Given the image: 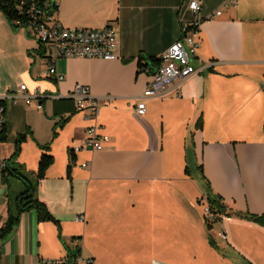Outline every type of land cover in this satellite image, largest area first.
<instances>
[{
	"label": "crops",
	"instance_id": "crops-1",
	"mask_svg": "<svg viewBox=\"0 0 264 264\" xmlns=\"http://www.w3.org/2000/svg\"><path fill=\"white\" fill-rule=\"evenodd\" d=\"M189 1L59 0L55 19L64 28L111 23L118 35L114 60L60 59L59 83L44 77L47 63L29 31L13 27L0 13V96L21 84L28 93L60 96L39 109L22 101L7 106L0 160L12 156L18 135L25 134L15 161L35 172L39 146L49 145L53 163L36 195L60 230L39 222L34 211L22 213L0 241V264L59 259L73 240L94 264H264V227L222 216L208 230L202 186L207 182L232 211L264 216V0L228 6L199 0L203 21L196 36L198 60L191 64L211 68L161 98L140 97L152 69L139 68V58L158 60L179 38L180 25L194 17ZM75 85L102 100L96 124L109 140L100 151L73 152L68 179L70 150L84 146L85 129L92 125L69 97ZM140 99L143 115L135 112ZM198 118L201 129L195 128ZM188 146L202 174H185ZM9 184L0 180V227L8 197L21 188L15 179ZM79 215L83 223L76 221Z\"/></svg>",
	"mask_w": 264,
	"mask_h": 264
},
{
	"label": "built area",
	"instance_id": "built-area-1",
	"mask_svg": "<svg viewBox=\"0 0 264 264\" xmlns=\"http://www.w3.org/2000/svg\"><path fill=\"white\" fill-rule=\"evenodd\" d=\"M55 6H59V0L52 1ZM237 0H223V5H234ZM201 9L199 0H190L187 4V10L194 17L190 22H184L180 25V36L172 44H170L160 54L158 65L151 71L150 79L142 92L141 98H161L165 96L173 87L178 90L181 83L190 77L197 75L204 68L210 69L211 63H202L199 67L191 64V60L197 59L196 50L198 41L199 24L203 18L199 16ZM219 11L214 15H219ZM54 12L45 14L43 11L36 10L34 6L28 11V22L24 26H20L18 21L13 24L25 28L29 31L31 37L38 44V51L43 58L47 67L43 72L44 77L59 83L63 80V76L57 70V62L60 59H104L114 60L118 58V35L116 29L111 23H107L98 29L89 28H64L55 19ZM209 16L207 20L211 19ZM12 24V26H14ZM204 64V65H203ZM142 69V68H141ZM148 72L149 69H142ZM24 84L18 86L14 91H8L0 96V132L6 122V109L8 104H16L22 101L25 105L35 104L36 108H41L44 100L51 98L57 99L60 96H46L39 90L31 93L25 92ZM74 108L80 112H86L87 119L92 122L85 129L84 146L76 147L72 151L77 152L82 149L94 152L103 149L104 144L109 138L99 132V126L96 119L100 111L102 100L91 96L88 87L75 85L70 94ZM145 111V103L142 99L135 103V112L143 115ZM4 160H0V168L4 166ZM82 168H87V164H82ZM203 216L205 223L212 222L214 217L208 210L205 201L203 208ZM76 221L83 223L84 216L79 215ZM222 239L226 236L224 233L219 234ZM36 264H94L91 256L82 254V248L78 244V240H73L68 254L59 259H38Z\"/></svg>",
	"mask_w": 264,
	"mask_h": 264
},
{
	"label": "trees",
	"instance_id": "trees-1",
	"mask_svg": "<svg viewBox=\"0 0 264 264\" xmlns=\"http://www.w3.org/2000/svg\"><path fill=\"white\" fill-rule=\"evenodd\" d=\"M53 0H0V13L8 20L12 25L14 22L18 21L20 26H24L28 22V11L32 6L36 10L43 11L45 14L49 12L56 13L58 11L57 6L52 2ZM14 25V24H13ZM20 26L14 25L13 27L19 28ZM142 60L141 58H139ZM139 60V68L154 69L159 60L151 58L145 63H141ZM59 127H62L59 124ZM202 121L201 118H198L195 123L196 129H201ZM56 136V131H53V137ZM26 135H18L15 142V149L12 156L8 159H5L4 166L0 168V180L3 184L10 186V179L18 180L21 183V188L19 192L13 197H8L7 200V218L3 225L0 227V241L5 239L14 229L16 224L19 221V217L24 212L34 211L39 222H52L56 225L58 231L60 230L59 222L49 213L45 204L41 202L36 195V188L38 183L44 179L47 169L53 163V157L49 153V145L39 146V149L43 151L40 155L37 165V170L35 172H26L24 167L21 164H18L15 161V157L18 155L20 150V144L24 142ZM5 125L2 127L0 132V143L5 142ZM188 146V152L191 154V148ZM189 154V153H188ZM190 154L188 155V164H186L185 174H189L190 171H200L202 174L201 166H196L191 160ZM74 161L73 151L70 150V157L68 165L66 168V176L70 179V170L72 163ZM204 187V198L208 206L210 214L214 217L213 221L220 219L222 216L225 217H239L246 219L248 221L254 222L260 226L264 227V216L254 215L247 212L232 211L226 207L222 202V199L213 194L210 186L207 182L203 183ZM206 222V227L209 230L211 223ZM210 246L214 249H217V246L212 241L211 237L208 238Z\"/></svg>",
	"mask_w": 264,
	"mask_h": 264
},
{
	"label": "rangeland",
	"instance_id": "rangeland-1",
	"mask_svg": "<svg viewBox=\"0 0 264 264\" xmlns=\"http://www.w3.org/2000/svg\"><path fill=\"white\" fill-rule=\"evenodd\" d=\"M188 153L190 154V152H188ZM190 156H191V160H193V154H192V152H191Z\"/></svg>",
	"mask_w": 264,
	"mask_h": 264
}]
</instances>
